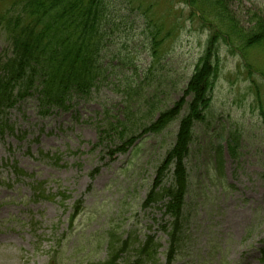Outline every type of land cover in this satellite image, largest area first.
Returning a JSON list of instances; mask_svg holds the SVG:
<instances>
[{
    "label": "rangeland",
    "instance_id": "obj_1",
    "mask_svg": "<svg viewBox=\"0 0 264 264\" xmlns=\"http://www.w3.org/2000/svg\"><path fill=\"white\" fill-rule=\"evenodd\" d=\"M139 1L150 10L148 18L155 27L163 23L168 26L172 19L174 23L180 21L184 36L177 41L169 40L166 46H170L169 51L176 49V53L181 55L176 59L173 53L174 56H170L166 62L178 63L176 68L188 76L198 54L206 45V34L200 32L198 20L192 25L188 19L191 18L193 8L198 5L203 8L208 4L204 0H197L193 6L185 0ZM225 2L239 26L240 34L237 33V36L233 33L228 22L225 27L218 23L230 34L236 45L239 43L245 49L239 47L250 68L247 70L243 60L236 63L235 56L231 54L221 63L223 72L216 90L219 101L217 108L221 113L218 118L224 126L231 119L236 122L243 138L239 143V158L236 160L231 158L227 144L223 142L224 178L219 180L213 175L214 168L209 164L208 152L205 150L209 139L200 137L199 145L196 146L200 152L192 160V164H196L192 172V183L200 193L197 199L200 209L198 213H193L189 228L191 235H188L182 254L179 253L180 259L175 264H218V259L223 255H227L229 264H258L257 258L264 251V119L259 115L260 110L254 109L260 106L251 105L255 100L249 97L254 94H251V82L246 83L248 78L254 81L252 73L264 77V36L252 43L245 35L249 33L247 28L252 27L258 18H261L264 25V0ZM137 5L138 0H135L131 8ZM219 8H207L210 19H214L213 15L218 16L213 12ZM118 15L129 17L127 32L137 38L139 43L134 46L131 40L125 39L127 36L119 33L115 39L109 36L107 39L113 42L108 47V53L115 56L112 66H117V59L127 54L139 69L149 68L151 60L146 48L150 50L147 36L151 25L147 24V20L139 23L130 10H119ZM190 28L193 32L189 31ZM4 48V39L0 36V53ZM126 72L129 74L128 69L119 72L117 78L122 79ZM115 78L108 80L103 88L92 93L89 98L71 102L74 107L68 106L66 112L55 110L50 116L41 118L36 110V102L28 100L18 104L7 115L20 139L11 136L10 132L0 135V161L3 165L0 168V264H23V261L28 264H47L48 251L70 226L72 210H65L58 204V200L55 203L33 201L30 187L42 182H47V193L48 190L55 193L58 186L66 189L71 195L67 205H73L79 199L84 202L85 211L75 223L73 238L67 247L61 246L59 249L65 263L68 255L78 257L74 250L84 244L78 238L80 235L86 237L88 254L92 247H97L92 261H102L107 254L108 232L112 230L118 232L116 239L122 234L126 239L131 230H139L142 239L145 234L156 236L160 245L158 257L162 259L161 253L166 249L168 240L159 231L156 226L158 224L149 220L150 216L157 220L162 219V216L157 211L149 215L150 212L143 210L141 204L147 192L144 178L152 172L151 167L148 172L145 164L162 156L165 148L154 138L145 140L134 163L130 162L131 170L126 173L121 171L130 159V152L127 156L117 154L112 163L107 162L108 151L113 149V145H118L114 139L110 144L107 142L94 150L99 135L97 123L103 119L105 110L110 112V117L118 114L121 97L113 92L112 83L118 82ZM255 80L260 99L264 101V85L261 86L259 78ZM239 89L242 92L238 96ZM176 100V96L171 98L172 102ZM250 136L253 138L250 139ZM41 152L61 154L64 160L60 167L49 166L39 161ZM102 155L105 161L101 160ZM139 161L142 167L136 168L135 163ZM6 164L8 166L5 167ZM15 164L28 177L17 181L11 172ZM96 170L98 173H95ZM35 222H39L37 231L32 225ZM55 228L57 232L53 233ZM93 235L96 241L89 239ZM128 257L135 258L124 255L123 260ZM87 263L88 259H85L82 264Z\"/></svg>",
    "mask_w": 264,
    "mask_h": 264
},
{
    "label": "trees",
    "instance_id": "obj_2",
    "mask_svg": "<svg viewBox=\"0 0 264 264\" xmlns=\"http://www.w3.org/2000/svg\"><path fill=\"white\" fill-rule=\"evenodd\" d=\"M225 1L205 0L211 8L220 7L218 9L220 11L216 14L221 17L225 25L228 22L232 32L238 36L239 26L235 23ZM102 2L103 0L23 1V16H16L5 23V29L12 42L13 55L3 65L4 73L0 78V116L17 102L34 95L37 96L43 114H47L56 105L58 90L83 83L87 77L92 76L96 49L89 47L94 39V34L90 33L95 31L99 8L104 12L107 10V5H103ZM198 8H200L199 5ZM200 10L205 14V11ZM60 25L68 28L75 27L72 38H67L61 33ZM247 29L249 33L245 35L252 43L264 36L261 18ZM81 31L86 36H78ZM206 62L207 60L204 66L197 70L190 86V90L197 95L191 113L181 125L177 147L168 154L166 161L160 167L163 170L170 162H174L178 184L185 182L182 162L189 153L188 147L193 139L192 121L200 119L202 112L200 108H203L205 104V95L201 91L210 87L208 82L212 76V69ZM68 77L72 78L67 80ZM75 90L80 89L75 87ZM62 106L63 104L60 105ZM125 114L127 115V111ZM170 115L172 116L167 118L163 125L168 121L171 122L176 113L172 112ZM165 126H161L158 122L150 128V131L156 133ZM163 194L172 196L175 200L179 197V191L177 192L176 188L164 191ZM158 196L162 195L152 192L149 201H155Z\"/></svg>",
    "mask_w": 264,
    "mask_h": 264
}]
</instances>
